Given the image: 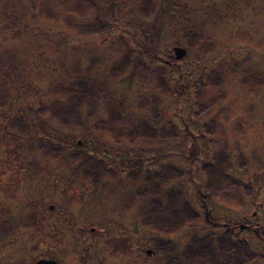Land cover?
<instances>
[{
	"label": "rangeland",
	"instance_id": "obj_1",
	"mask_svg": "<svg viewBox=\"0 0 264 264\" xmlns=\"http://www.w3.org/2000/svg\"><path fill=\"white\" fill-rule=\"evenodd\" d=\"M142 1L148 2L0 0V63L23 61L32 73H40L35 83L37 96L10 109L0 107V264H33L38 259H54L57 264H158L160 254L145 253L152 250L151 240L147 231L137 229L133 213L118 221L108 211L122 197L131 196V187H122V182L129 172L138 171L132 165L141 161L150 170L164 164L179 168L182 176L172 185L198 213L196 221L167 236L173 253H180L193 236L213 238L229 231L230 224L235 226L230 237L244 241L253 251L254 257L247 264H264V84L251 88L238 77L231 78L228 99L197 119H190L193 100L188 93L194 87L183 97L166 99L156 127L171 125L175 136L157 138L142 151L136 143L112 142L97 128L98 116L74 127L36 115L38 102L50 98L49 83L64 79L75 67L101 78L122 54L127 55L128 65L112 87L118 96L136 99L150 86L139 80L171 60L175 29L187 24L189 18L199 21L217 16L227 10L229 2L231 9L236 4L234 10L225 19L215 17L219 23L210 25L222 38L217 51L197 64L192 54L186 53L173 61L166 74L179 78L178 83H191L218 64L231 62L250 63L264 71V0H149L145 10L140 7ZM8 21L18 23L11 27ZM152 24L159 28L156 37ZM3 26L10 28L4 31ZM238 30L246 36L229 37ZM141 64L147 69H139ZM221 108L228 110L231 119L241 117L248 124L246 137L231 138L229 147L240 141L246 159L254 153L258 160H247L243 165L234 161L229 169L232 178L250 190L235 207L211 196L208 215L213 223H206L195 193L205 178L199 168L208 162L214 146L209 141L211 133L208 141L200 137L202 126L198 124L209 122ZM15 115L29 125L24 132L10 127L24 124L18 123ZM193 142L197 144L195 155L191 154ZM40 143L54 144L60 155L43 157ZM94 153L125 169L122 174L117 170L110 183L114 191L108 194L107 188L103 197H93L87 181L70 177L73 162ZM64 220H69V225L63 224ZM259 230L261 237L256 234Z\"/></svg>",
	"mask_w": 264,
	"mask_h": 264
},
{
	"label": "trees",
	"instance_id": "obj_2",
	"mask_svg": "<svg viewBox=\"0 0 264 264\" xmlns=\"http://www.w3.org/2000/svg\"><path fill=\"white\" fill-rule=\"evenodd\" d=\"M147 1L146 3L142 1L140 7L143 10L150 3L149 0ZM231 4L232 2H229L227 10H223L225 12L217 16L224 19L229 16V12L236 7L233 3V9H231ZM217 16L199 21L189 18L187 24H181V26L179 24L180 27L175 29V35L172 36L173 45L181 46L186 53L192 54L196 64L203 61L216 52L222 44L221 36L215 34L210 26L219 23L215 19ZM4 23L7 25L6 21ZM8 23L14 27L18 22L8 21ZM8 28L10 27L3 26L1 30L6 31ZM151 29L156 37L159 33L158 26L152 24ZM240 30L229 33V37L237 38L240 34L246 36ZM170 58L171 60L168 59L162 68L149 70L147 77L139 80L149 82L150 86L147 92L136 99L118 96L112 87L127 68L126 54L112 61L107 73L101 78L85 69L75 67L64 79L49 83L47 94L50 98L48 101L38 102L35 108L36 115H46L61 124L74 127H81L84 119L88 117L98 116L97 128L103 131V134L107 135L112 142L136 143L139 151H142L157 138L175 136V130L171 125L159 130H157L159 127H156L158 119L163 115L161 111L166 99L183 97L186 90L189 92L191 86L194 87V91L188 93L189 98L193 100L190 107V119H197L201 114L217 108L228 99L231 92L228 83L231 78L238 77L242 84L251 88L264 84V71L250 63L239 65L236 62L218 64L206 75H200L191 83H178L176 79L179 80V78L175 79L170 73L166 74V69L170 70L174 64L173 61L176 60L174 53ZM139 69L144 71L147 68L141 64ZM32 71L23 61H18L14 65L0 63L1 110L10 109L21 100L25 101L37 96L35 83L39 80L36 77L40 73L34 74ZM15 117L18 123L24 124L20 126L14 124L10 127L24 132L29 125L18 115ZM200 124L201 132L205 135V137L201 135V138H209L207 134H212L213 138H209V141L214 146V152L208 162L203 163L199 168L205 178L195 194L201 201L200 208L204 214V222L213 223L208 215L211 196L224 202L228 207H235L250 190L249 187L232 178L229 169L233 167L234 161L243 165L247 160L251 162L258 160V156H255L252 151L251 159H246V156L241 153L240 141L234 143V148L229 147L233 144L231 138L238 135L246 137L248 124L243 118L231 119L228 110L221 108L211 116L209 122H201L198 124L199 127H201ZM193 140H196L195 136ZM74 144L77 146L76 142ZM39 147L43 157L54 158L60 155V149L54 144L40 143ZM191 147V154L195 155L197 144L193 142ZM231 149L237 150V153L234 155ZM133 166L138 171L129 172L126 180L122 182V187H131V196L122 197L108 211L116 215L118 221H121L128 212L133 213L137 229L148 232L153 254L161 255L158 264H247L254 257L253 251L248 249L244 241L230 237L235 231V226L213 238L211 235L193 236L180 253H173L172 244L167 236L179 231L184 224L188 225L196 221L198 217L196 209L191 208L180 190L174 189L172 185V181L180 178L182 172L179 168L166 164L150 170L145 161ZM142 168H145L144 173L141 172ZM117 170L119 174L125 171L112 160L108 161L104 155L84 154L73 162L70 177L72 179L79 177L87 181L93 188L91 195L103 197L107 188H109L108 194L114 191L110 183L115 173H118ZM32 177L34 178V174L31 179ZM63 224L69 225V220H64ZM243 227L248 228V226ZM256 234L261 237L263 232L259 230ZM262 255L264 256V253Z\"/></svg>",
	"mask_w": 264,
	"mask_h": 264
},
{
	"label": "water",
	"instance_id": "obj_3",
	"mask_svg": "<svg viewBox=\"0 0 264 264\" xmlns=\"http://www.w3.org/2000/svg\"><path fill=\"white\" fill-rule=\"evenodd\" d=\"M173 53L175 59H180L186 54V50L181 46H175L173 47ZM151 250L147 249L146 254H151ZM33 264H57L54 259H38Z\"/></svg>",
	"mask_w": 264,
	"mask_h": 264
},
{
	"label": "flooded vegetation",
	"instance_id": "obj_4",
	"mask_svg": "<svg viewBox=\"0 0 264 264\" xmlns=\"http://www.w3.org/2000/svg\"><path fill=\"white\" fill-rule=\"evenodd\" d=\"M229 226V227H228ZM228 226H227V224H226V226L225 227H228L230 230L234 227V225H230V224H228ZM240 228H242V226H239V229Z\"/></svg>",
	"mask_w": 264,
	"mask_h": 264
}]
</instances>
